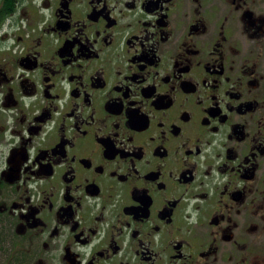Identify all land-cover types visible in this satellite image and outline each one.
Here are the masks:
<instances>
[{
	"label": "flooded vegetation",
	"instance_id": "1",
	"mask_svg": "<svg viewBox=\"0 0 264 264\" xmlns=\"http://www.w3.org/2000/svg\"><path fill=\"white\" fill-rule=\"evenodd\" d=\"M3 264H264V0H0Z\"/></svg>",
	"mask_w": 264,
	"mask_h": 264
},
{
	"label": "rangeland",
	"instance_id": "2",
	"mask_svg": "<svg viewBox=\"0 0 264 264\" xmlns=\"http://www.w3.org/2000/svg\"><path fill=\"white\" fill-rule=\"evenodd\" d=\"M0 264H3V259L1 258V255H0Z\"/></svg>",
	"mask_w": 264,
	"mask_h": 264
}]
</instances>
